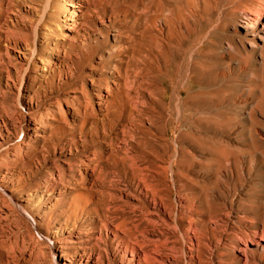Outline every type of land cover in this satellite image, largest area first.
I'll return each mask as SVG.
<instances>
[{
	"label": "rangeland",
	"instance_id": "1",
	"mask_svg": "<svg viewBox=\"0 0 264 264\" xmlns=\"http://www.w3.org/2000/svg\"><path fill=\"white\" fill-rule=\"evenodd\" d=\"M242 1L0 0V264H264Z\"/></svg>",
	"mask_w": 264,
	"mask_h": 264
},
{
	"label": "bare ground",
	"instance_id": "2",
	"mask_svg": "<svg viewBox=\"0 0 264 264\" xmlns=\"http://www.w3.org/2000/svg\"><path fill=\"white\" fill-rule=\"evenodd\" d=\"M232 1V0H231ZM240 1V0H239ZM241 2H243L241 0ZM250 2V1H249ZM264 3V2H263ZM262 3V4H263ZM252 5V4H251ZM247 7V6H246ZM236 9V8H235ZM251 9V8H250ZM247 10V9H246ZM252 10V9H251ZM264 10L263 9H260L258 8V10H254V12H246L244 13V17L246 19V28L248 27H251V28H254L256 30V34L259 35L258 38L262 41H264ZM259 28H261L259 30ZM254 33V32H253ZM235 40V39H234ZM231 43V41H230ZM230 45V44H229ZM236 48V47H235ZM239 49V48H238ZM240 50V49H239ZM263 50V49H262ZM264 51V50H263ZM235 53V52H234ZM238 53V52H237ZM264 64V63H263ZM189 98V97H188ZM187 101V100H186ZM182 107V106H181ZM172 113V112H171ZM156 199V198H155ZM167 208V207H166ZM264 234V233H263ZM137 238V237H135ZM260 238V237H258ZM262 241V239H261ZM264 241V239H263ZM139 244V243H138ZM127 247V246H126ZM133 248V247H132ZM127 249V248H126ZM141 251V249H140ZM138 253V252H137ZM135 255L132 254V256ZM137 256H140V254H136V257Z\"/></svg>",
	"mask_w": 264,
	"mask_h": 264
}]
</instances>
